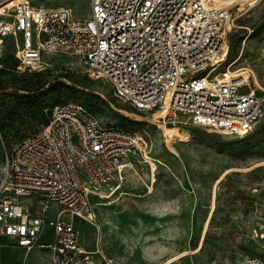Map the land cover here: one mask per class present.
<instances>
[{"label":"built area","instance_id":"1","mask_svg":"<svg viewBox=\"0 0 264 264\" xmlns=\"http://www.w3.org/2000/svg\"><path fill=\"white\" fill-rule=\"evenodd\" d=\"M237 1L89 0L90 16L78 17L66 7L0 0V57L12 43L18 72L42 71L48 57H72L137 110L167 108L170 119L243 135L264 115V93L227 75L229 64L218 71ZM146 150L142 132L105 126L82 104L54 105L37 133L5 150L0 236L27 251L47 250L52 264H98L99 247L83 244L75 223L95 220L92 197L105 187L114 192L131 157ZM48 230L52 239L40 242ZM244 264H264V253Z\"/></svg>","mask_w":264,"mask_h":264},{"label":"rangeland","instance_id":"2","mask_svg":"<svg viewBox=\"0 0 264 264\" xmlns=\"http://www.w3.org/2000/svg\"><path fill=\"white\" fill-rule=\"evenodd\" d=\"M33 1L69 8L78 17L91 13L89 0ZM242 5L225 25L229 52L218 71L241 57L236 68L248 67L251 85L264 93V0ZM47 61L39 74L14 72L12 43L0 57V166L5 150L37 133L58 104H82L103 125L129 127L147 140L121 185L92 197L95 220L75 223L81 242L99 247L101 264H244L246 256L264 253V115L244 135L210 132L183 116L137 110L116 98L109 83L90 78L75 58ZM171 130L187 138L169 143ZM23 250L10 257L51 264L47 252Z\"/></svg>","mask_w":264,"mask_h":264},{"label":"bare ground","instance_id":"3","mask_svg":"<svg viewBox=\"0 0 264 264\" xmlns=\"http://www.w3.org/2000/svg\"><path fill=\"white\" fill-rule=\"evenodd\" d=\"M256 1L257 0H238L236 5H238V4H243V5L244 4H248V5H251L253 7L254 4L256 3ZM240 59H241V57H237L235 59L230 60L229 63H228L229 64L228 68L225 70V72H226L227 75L234 76L236 78H240L241 77L244 80L251 82L250 81L251 74H249L250 73L249 72L250 69L248 67L236 68V65L239 63ZM0 67H3V66L0 65ZM256 83L258 84L257 80H256ZM155 112H158L160 116H162L163 118H166L167 108L159 109V110H156ZM186 138H187V133L181 132L180 130H175V131L171 130V132L167 133V140H168L169 143H172V142H175V141H183ZM218 182H219V180H218ZM207 228H208V223L206 224L205 231H204L203 236H202V243L204 241ZM202 243H201V245H202ZM200 248L201 247H198L196 250H199ZM182 255H183V253L179 254L177 257L182 256Z\"/></svg>","mask_w":264,"mask_h":264},{"label":"crops","instance_id":"4","mask_svg":"<svg viewBox=\"0 0 264 264\" xmlns=\"http://www.w3.org/2000/svg\"><path fill=\"white\" fill-rule=\"evenodd\" d=\"M48 232H51V234H52L51 230H48L46 233H48ZM46 233H44V234H46ZM44 234H42V235H44ZM1 239H2L3 242H1ZM51 239H52V236L49 239H42V238L39 237V241L40 242H47V241H50ZM0 243L2 244L1 255H0L1 264H22L20 262V260H17V258H16L17 255L14 256V258L16 259L15 260L14 258L10 257V254L15 253V250H17L18 253L20 251H22V249H24L23 251H27L25 248L19 246L18 243L15 240L9 239V238L4 237V236H0ZM34 249L42 250V251L47 252L48 255H49V258H50V254H49V252L47 250L35 247V248L31 249L30 251H33ZM91 249H94V248H91ZM27 252H29V251H27ZM99 259L100 258L97 257L98 264H101Z\"/></svg>","mask_w":264,"mask_h":264},{"label":"trees","instance_id":"5","mask_svg":"<svg viewBox=\"0 0 264 264\" xmlns=\"http://www.w3.org/2000/svg\"><path fill=\"white\" fill-rule=\"evenodd\" d=\"M14 59H15V57H14ZM14 72H17V73H35V74H39V73H41V71H33V72H29V71H25V72H18V71H16V59H15V63H14V65H13V69H12ZM29 87V85H27V86H25V88H28ZM32 87V86H31ZM27 90H33V89H27ZM48 122V118H47V120H46V122H45V124ZM44 124V125H45Z\"/></svg>","mask_w":264,"mask_h":264}]
</instances>
